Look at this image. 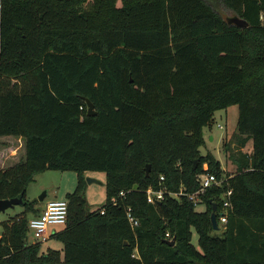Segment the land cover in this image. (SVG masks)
<instances>
[{
    "label": "trees",
    "instance_id": "1",
    "mask_svg": "<svg viewBox=\"0 0 264 264\" xmlns=\"http://www.w3.org/2000/svg\"><path fill=\"white\" fill-rule=\"evenodd\" d=\"M222 1L230 21L205 0H0V137L25 148L0 169V199L24 200L0 221V264H264V0ZM233 106L252 151L227 175L200 147L215 113ZM45 171L78 173L66 226L52 235L63 256L28 241L39 211L26 190ZM90 171L106 173L96 210ZM205 172L227 181L197 212L187 194ZM150 187L164 200L149 204ZM228 190L232 209L215 231L213 203L219 216Z\"/></svg>",
    "mask_w": 264,
    "mask_h": 264
},
{
    "label": "rangeland",
    "instance_id": "2",
    "mask_svg": "<svg viewBox=\"0 0 264 264\" xmlns=\"http://www.w3.org/2000/svg\"><path fill=\"white\" fill-rule=\"evenodd\" d=\"M220 16L230 21L235 15L224 4L222 0H205ZM121 6V1H118ZM215 122L212 127L204 129L205 144L200 147L202 155L211 154L218 160L225 169L227 175H235L242 163V157L251 153L252 142L249 141L244 148L241 147L242 137L239 135L237 126L238 107L233 106L227 110H219L215 113ZM207 167V166H206ZM85 181V197L91 210H96L103 206L107 200L106 192V173L105 172H85L83 173ZM78 173L73 171H45L37 174L34 180L28 184L26 190V200L28 202H42L40 197L47 194L45 202L51 200L67 201V195L75 191L78 185ZM92 181V182H90ZM206 206L197 204L196 211L204 212ZM23 211L22 206H17L13 210L0 212V221L7 220L9 217ZM31 216V215H29ZM66 225H50L51 235L60 233ZM55 230V231H54ZM221 233V232H219ZM198 234L192 230V244L199 249ZM28 241L34 240L33 233L28 232ZM40 242V241H39ZM41 243V253H47L48 250L60 251L63 256V243L60 239L49 238Z\"/></svg>",
    "mask_w": 264,
    "mask_h": 264
},
{
    "label": "built area",
    "instance_id": "3",
    "mask_svg": "<svg viewBox=\"0 0 264 264\" xmlns=\"http://www.w3.org/2000/svg\"><path fill=\"white\" fill-rule=\"evenodd\" d=\"M205 170L207 171V167L205 166ZM161 181H164V177L160 178ZM198 182L200 184L199 190L194 194H187V196L193 200L196 204L201 202V195L205 193L206 190L211 188H222L223 184L227 181L226 178L219 179L215 174L205 172L198 176ZM166 191L164 189L155 190L153 188H148L146 191L147 202L149 204H156L164 200ZM123 195V193L121 194ZM174 197H179L183 195V192L178 194H170ZM232 195V190H228L223 193L221 196L222 199V207L218 216V225H224L227 223V216L229 211L232 209V205L229 201V197ZM114 203L115 200L113 201ZM69 207L67 201L62 200H52L49 201L44 210L40 215L35 216L29 220L28 228L29 231L33 233L34 240L37 242H46L49 240V226L54 225H66L68 220ZM127 218L134 229L139 226V221L136 219L130 209L127 211ZM166 237L169 241L173 238L169 233L166 234Z\"/></svg>",
    "mask_w": 264,
    "mask_h": 264
},
{
    "label": "crops",
    "instance_id": "4",
    "mask_svg": "<svg viewBox=\"0 0 264 264\" xmlns=\"http://www.w3.org/2000/svg\"><path fill=\"white\" fill-rule=\"evenodd\" d=\"M25 157V148L24 140L17 137H0V169L12 166L18 163ZM223 168V167H222ZM224 169V168H223ZM225 170V169H224ZM52 201V200H51ZM47 202H42L36 205V209L39 211L38 215L44 210ZM35 217L34 215L30 216V219ZM55 231V230H54ZM49 228V236L52 237Z\"/></svg>",
    "mask_w": 264,
    "mask_h": 264
},
{
    "label": "water",
    "instance_id": "5",
    "mask_svg": "<svg viewBox=\"0 0 264 264\" xmlns=\"http://www.w3.org/2000/svg\"><path fill=\"white\" fill-rule=\"evenodd\" d=\"M240 25H242L243 27H247L248 26L245 23H241ZM85 101H86V105H87V108H88V116H95L97 113L95 112L94 104L89 99H86ZM146 173H147V175H149L150 166L147 167ZM90 182H92V181H90ZM46 197H47V194L44 193V195L42 197H40L39 201L40 202H44ZM23 204H24V200H23L22 197L10 199V200H2V199H0V212L4 213V212H6L8 210H13L17 206H22ZM211 223H212L213 229L215 231H218L220 229L219 225H218L217 206L214 203H213V211H212V214H211ZM167 244L169 246H171V247H174L176 245V239L173 238L171 241L167 240Z\"/></svg>",
    "mask_w": 264,
    "mask_h": 264
}]
</instances>
